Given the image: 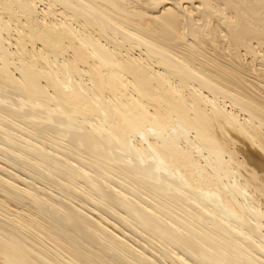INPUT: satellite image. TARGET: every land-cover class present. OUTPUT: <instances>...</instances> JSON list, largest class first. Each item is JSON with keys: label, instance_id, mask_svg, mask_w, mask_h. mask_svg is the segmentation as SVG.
Listing matches in <instances>:
<instances>
[{"label": "bare ground", "instance_id": "6f19581e", "mask_svg": "<svg viewBox=\"0 0 264 264\" xmlns=\"http://www.w3.org/2000/svg\"><path fill=\"white\" fill-rule=\"evenodd\" d=\"M0 264H264V0H0Z\"/></svg>", "mask_w": 264, "mask_h": 264}, {"label": "rangeland", "instance_id": "374dc122", "mask_svg": "<svg viewBox=\"0 0 264 264\" xmlns=\"http://www.w3.org/2000/svg\"><path fill=\"white\" fill-rule=\"evenodd\" d=\"M43 10V7L40 8V11ZM240 147H242V144H239ZM243 148H247L246 146H243ZM251 150H254L253 147H249Z\"/></svg>", "mask_w": 264, "mask_h": 264}]
</instances>
